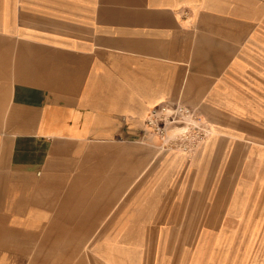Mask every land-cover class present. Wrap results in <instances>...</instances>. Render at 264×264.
Masks as SVG:
<instances>
[{
  "label": "crops",
  "instance_id": "1",
  "mask_svg": "<svg viewBox=\"0 0 264 264\" xmlns=\"http://www.w3.org/2000/svg\"><path fill=\"white\" fill-rule=\"evenodd\" d=\"M263 17L264 0H0V264H120L112 216H199V196L204 216H264ZM177 104L210 128L203 163L147 125Z\"/></svg>",
  "mask_w": 264,
  "mask_h": 264
},
{
  "label": "rangeland",
  "instance_id": "2",
  "mask_svg": "<svg viewBox=\"0 0 264 264\" xmlns=\"http://www.w3.org/2000/svg\"><path fill=\"white\" fill-rule=\"evenodd\" d=\"M191 122L187 118L186 124L173 126L172 138L185 131L186 136L192 134ZM184 125L187 130L180 131L178 127ZM206 143L203 140L197 149ZM170 150L180 160L182 156L186 161L192 157L204 162V156L197 157V151ZM202 168L199 183L205 179V166ZM186 193L187 190H182V202ZM198 201L199 216L183 213L188 209L183 204L177 205L182 212L180 216H112L117 230H110L116 237L109 244L117 246L116 259L120 264H264V216H204L205 197L199 196ZM107 224H111L110 219L102 225V243L110 239L105 235ZM101 258L100 264H111Z\"/></svg>",
  "mask_w": 264,
  "mask_h": 264
},
{
  "label": "built area",
  "instance_id": "3",
  "mask_svg": "<svg viewBox=\"0 0 264 264\" xmlns=\"http://www.w3.org/2000/svg\"><path fill=\"white\" fill-rule=\"evenodd\" d=\"M187 118H191L192 122L190 125L194 126L193 133L191 134L189 132V136H186L187 131H185L181 136L172 138L171 128L173 126L177 128L179 123L186 124ZM147 121V125L151 132L157 137H160L159 139L161 140V146L163 148L179 150V152L196 153L198 150L197 146L203 140H209L211 133L210 128L195 112L180 104L174 106L166 105L152 109ZM186 126L178 127V129L180 131L187 130Z\"/></svg>",
  "mask_w": 264,
  "mask_h": 264
}]
</instances>
